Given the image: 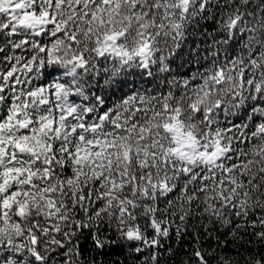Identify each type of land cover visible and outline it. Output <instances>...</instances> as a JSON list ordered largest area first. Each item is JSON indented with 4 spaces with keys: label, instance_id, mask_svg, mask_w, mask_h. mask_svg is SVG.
Segmentation results:
<instances>
[{
    "label": "snow or ice",
    "instance_id": "1",
    "mask_svg": "<svg viewBox=\"0 0 264 264\" xmlns=\"http://www.w3.org/2000/svg\"><path fill=\"white\" fill-rule=\"evenodd\" d=\"M0 264H264V0H0Z\"/></svg>",
    "mask_w": 264,
    "mask_h": 264
}]
</instances>
